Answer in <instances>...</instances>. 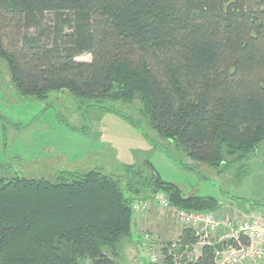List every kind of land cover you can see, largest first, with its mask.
Masks as SVG:
<instances>
[{
  "label": "trees",
  "instance_id": "16d2710c",
  "mask_svg": "<svg viewBox=\"0 0 264 264\" xmlns=\"http://www.w3.org/2000/svg\"><path fill=\"white\" fill-rule=\"evenodd\" d=\"M0 59L21 95L137 101L158 139L219 174L264 151V0H0ZM124 169L0 176V264H123L125 244L142 242L131 205L157 192L178 209H222L150 164ZM179 238L199 242L194 228ZM223 248L180 264H215Z\"/></svg>",
  "mask_w": 264,
  "mask_h": 264
},
{
  "label": "rangeland",
  "instance_id": "374dc122",
  "mask_svg": "<svg viewBox=\"0 0 264 264\" xmlns=\"http://www.w3.org/2000/svg\"><path fill=\"white\" fill-rule=\"evenodd\" d=\"M77 60L89 61L90 55H81ZM263 158L264 151L245 160L241 168L236 169L237 164L219 174L189 159L168 141L158 139L137 101H97L63 89L50 91L43 100L21 95L5 61L0 59V176L54 179L63 170L94 169L123 175L125 166L147 169L150 164L162 180L176 184L185 195L217 198L223 206L213 214L239 219L251 213L244 211L250 209V203H264ZM254 175L259 182L253 183ZM149 212L154 223L138 233L140 246L134 241L125 244L123 264H148L143 249L146 235L159 255L157 264H167L164 248L173 256L174 264H180L183 255L192 259L199 254L202 242L192 250L181 245L179 237L190 226L157 206ZM143 214L133 211V221ZM194 229L201 231L200 227ZM223 232L209 231L207 240L218 243ZM132 236L137 238L134 229Z\"/></svg>",
  "mask_w": 264,
  "mask_h": 264
},
{
  "label": "built area",
  "instance_id": "2783aa9c",
  "mask_svg": "<svg viewBox=\"0 0 264 264\" xmlns=\"http://www.w3.org/2000/svg\"><path fill=\"white\" fill-rule=\"evenodd\" d=\"M153 204L171 213L184 225L200 227L201 231L196 230L195 234L202 244H212L207 240V232L223 229L218 242L223 241L224 248L215 251V264H258L264 261V210L251 212L239 219L217 216L212 212L187 211L172 206L162 192L154 193L149 200L134 201L131 207L134 212L143 214L148 212ZM242 238L246 239V243L242 242ZM148 240L146 235L144 248L147 251L148 264H157L159 255L151 248Z\"/></svg>",
  "mask_w": 264,
  "mask_h": 264
},
{
  "label": "crops",
  "instance_id": "0c3cea01",
  "mask_svg": "<svg viewBox=\"0 0 264 264\" xmlns=\"http://www.w3.org/2000/svg\"><path fill=\"white\" fill-rule=\"evenodd\" d=\"M255 177V175L252 177V181H253V183H257V182H259V178H254ZM156 205H152L151 207H150V209L152 208H154ZM250 212H262L263 210H264V208H250V209H248ZM148 220V222L146 223V222H144V221H147ZM152 223H154V217H153V215H151L150 214V212L148 211V212H146L145 214H143V215H139L138 217H136L135 219H134V221H133V229H134V231H135V233H136V235H138V233L142 230V229H144V227H147V226H150ZM146 224V225H145ZM192 228V227H191ZM135 241V240H134ZM198 255V254H197ZM258 264H264V261H261L260 263H258Z\"/></svg>",
  "mask_w": 264,
  "mask_h": 264
},
{
  "label": "water",
  "instance_id": "95a60500",
  "mask_svg": "<svg viewBox=\"0 0 264 264\" xmlns=\"http://www.w3.org/2000/svg\"><path fill=\"white\" fill-rule=\"evenodd\" d=\"M263 162H264V158H263Z\"/></svg>",
  "mask_w": 264,
  "mask_h": 264
}]
</instances>
